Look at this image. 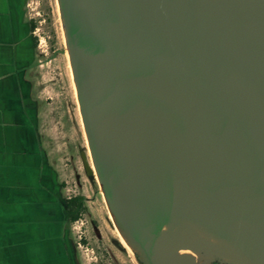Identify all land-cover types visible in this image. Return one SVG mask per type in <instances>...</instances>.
Instances as JSON below:
<instances>
[{"label": "water", "instance_id": "obj_1", "mask_svg": "<svg viewBox=\"0 0 264 264\" xmlns=\"http://www.w3.org/2000/svg\"><path fill=\"white\" fill-rule=\"evenodd\" d=\"M92 170L139 264H264V0H57Z\"/></svg>", "mask_w": 264, "mask_h": 264}, {"label": "crops", "instance_id": "obj_2", "mask_svg": "<svg viewBox=\"0 0 264 264\" xmlns=\"http://www.w3.org/2000/svg\"><path fill=\"white\" fill-rule=\"evenodd\" d=\"M37 73L23 1L0 0V264H70L63 198L34 127Z\"/></svg>", "mask_w": 264, "mask_h": 264}, {"label": "rangeland", "instance_id": "obj_3", "mask_svg": "<svg viewBox=\"0 0 264 264\" xmlns=\"http://www.w3.org/2000/svg\"><path fill=\"white\" fill-rule=\"evenodd\" d=\"M25 15L28 21L32 19L36 24L34 35L38 39L36 53L39 65L36 89L37 92L40 89L43 102L41 116L46 119L49 114L48 124L51 128L55 125L53 130L51 129L53 133L47 130L45 136L46 140L51 133L55 137L54 144L51 138L46 143L49 158L53 168L59 171L60 180L66 183L65 194L81 195L86 199L87 211L81 217L82 223L72 225L73 238L78 243L79 254L84 264H139L111 222L93 170L94 179L84 171L85 153L81 150L85 149L84 146L91 169L92 164L77 106L57 0H26ZM47 98L49 104L46 103ZM65 102L69 105V124L63 126L60 121L65 116ZM67 143L74 157L69 156Z\"/></svg>", "mask_w": 264, "mask_h": 264}, {"label": "flooded vegetation", "instance_id": "obj_4", "mask_svg": "<svg viewBox=\"0 0 264 264\" xmlns=\"http://www.w3.org/2000/svg\"><path fill=\"white\" fill-rule=\"evenodd\" d=\"M22 1H23L24 13H26V0H22ZM29 24H30V29H31L33 42H34V47H35V50H37V48H38V39L34 35L35 30H36V24L33 22L32 19L29 21ZM37 66L39 67V65H37ZM37 75L39 76V73ZM38 95H39V114H38V117H37V119L35 121L36 124H34V127H35V131H36V135H37V141L39 143V155H40V158H41V163H43V164L46 163V165L51 169L50 175L51 176L55 175V177H56V179L58 181V185L54 188V191H55V193H56L58 198H60V199L63 198L62 202H63V205H64V211H65L66 203L68 201L72 200L73 198L81 196V195H70V193H69V195H66L65 194V188H66L65 184L66 183H65V181H61L60 180L59 171L57 169L53 168V164L51 163L50 158H49V150H48V148L46 146V143H47L48 140H50V138L52 139V144L55 143V141H54L55 137H53V135H52V133H53L52 130H53V127H55V125L54 126L52 125V128H51L50 127L51 125L48 124L49 120H50V115L49 114H47L46 119H44L43 116H41V112H42L41 111V106H42L43 102L41 101V98H40V89H38ZM47 100H49V98L46 99V103L49 102ZM46 103H44V104H46ZM66 103L67 102H65V106H63V111L65 112V116H63L62 120L60 121L61 124L62 123L64 124L63 126H66L67 124H69V118H68V115H67L68 112H69V105H68V103L67 104ZM77 106H78V103H77ZM55 123H57V122H55ZM47 130L52 132L51 136H48V140H46V138H45ZM67 146H68V143H67ZM68 147H69V150H68L69 156L74 157V155L72 153V149H70V146H68ZM84 148L85 149H81V150H82V152H84L86 154L87 153L86 146H84ZM81 150L79 151L80 154H81ZM85 154H84V156H85V160H84V171H85V174L87 176H89V177L94 179L93 173L90 172V170H92V169L90 168V166L88 164V159H87ZM66 166H68V164H66ZM67 169L70 171L69 168H67ZM59 190L61 191V193H63V195L59 194V192H60ZM41 215H42V217H45V218H49L50 217V216H48L47 212H45V211H41ZM65 215H66V213H65ZM66 219L68 221V234H69V243L68 244H69V249L71 251L70 264H84V262L82 260V257L79 254V251L77 249V244L78 243L74 241L73 233H72V225L73 224H77L79 222H82V220L80 218V219H78L75 222H71V220L67 217V215H66ZM74 228H76V227H74ZM80 238H81V236H80ZM214 264H222V263L216 262Z\"/></svg>", "mask_w": 264, "mask_h": 264}, {"label": "trees", "instance_id": "obj_5", "mask_svg": "<svg viewBox=\"0 0 264 264\" xmlns=\"http://www.w3.org/2000/svg\"><path fill=\"white\" fill-rule=\"evenodd\" d=\"M90 172L92 173V170ZM85 201L84 197L78 196L66 203L65 213L71 222L77 221L86 213L87 207Z\"/></svg>", "mask_w": 264, "mask_h": 264}, {"label": "bare ground", "instance_id": "obj_6", "mask_svg": "<svg viewBox=\"0 0 264 264\" xmlns=\"http://www.w3.org/2000/svg\"><path fill=\"white\" fill-rule=\"evenodd\" d=\"M122 241H123V239H122ZM124 242V241H123ZM124 244H125V246L128 248V249H130L127 245H126V243L124 242Z\"/></svg>", "mask_w": 264, "mask_h": 264}, {"label": "built area", "instance_id": "obj_7", "mask_svg": "<svg viewBox=\"0 0 264 264\" xmlns=\"http://www.w3.org/2000/svg\"><path fill=\"white\" fill-rule=\"evenodd\" d=\"M80 223H82V222H80Z\"/></svg>", "mask_w": 264, "mask_h": 264}]
</instances>
